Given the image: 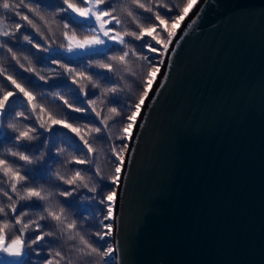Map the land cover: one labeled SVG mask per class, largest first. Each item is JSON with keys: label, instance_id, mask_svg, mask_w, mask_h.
Here are the masks:
<instances>
[{"label": "snow or ice", "instance_id": "6c2138e0", "mask_svg": "<svg viewBox=\"0 0 264 264\" xmlns=\"http://www.w3.org/2000/svg\"><path fill=\"white\" fill-rule=\"evenodd\" d=\"M197 2L58 0L53 4L43 0H0V49L8 53L22 72L36 77L32 80L10 74L0 65V77L7 81V84L0 82V146L11 145L0 151V185H3L0 186V256L6 258L3 264H29L26 258H30L28 249L40 258L37 264H84L85 261L87 264H115L113 253L116 249L100 242L113 232L112 223L105 221L114 219L117 188L126 153L129 152L128 141L133 138L141 109L165 63L164 59L153 62L154 57L148 54L164 57L169 53L177 30ZM143 13L150 15L144 16ZM194 22H190L188 27L191 28ZM25 26L46 46L34 42L30 33L22 32ZM17 34H22L23 44L30 45L37 52L48 53L37 57L40 63L52 60L76 86L71 88L64 81L50 85L67 87L72 94L71 101L59 92L50 95L42 92L41 97L60 101L70 113H78L79 116L57 115L40 102L32 89L41 87L37 81L48 84L51 77L41 75L28 56L23 57L27 65L21 63V57L7 43L11 39L15 44ZM127 38L140 43L133 45ZM61 55L65 58H60ZM72 57L75 58L67 59ZM84 60L89 61L86 66H70L73 63L83 65ZM167 76L165 72L164 79ZM137 81L136 99L130 101L127 108L122 107L118 94L126 89L134 92ZM160 87H163V82L156 89L157 93ZM16 96H22L23 100L10 102V98ZM98 102L103 106L100 110L96 107ZM17 106L22 110L16 111ZM104 108L107 109L106 114ZM5 117L8 119L6 127L12 135L3 130ZM118 117H123V120L119 121L121 126L113 139L109 122L116 121ZM81 118L86 119L83 128L78 122H72ZM56 126L73 133L80 143L66 139V147H55ZM103 136L111 142L107 159L113 167L107 178L93 143L98 139L102 142ZM68 149L73 154L61 163L60 158ZM130 158L128 155L127 159ZM52 165L58 167L53 171ZM69 165L76 167L69 168ZM61 168L67 172H61ZM81 190H86V193L81 194ZM73 197L81 201L78 216L82 219L70 214L69 210L76 207L70 199ZM92 201L102 206L99 230L91 233L95 240L85 234ZM33 212L35 217L26 219ZM10 231L13 234L9 237ZM53 241H62L64 246H52Z\"/></svg>", "mask_w": 264, "mask_h": 264}, {"label": "water", "instance_id": "95a60500", "mask_svg": "<svg viewBox=\"0 0 264 264\" xmlns=\"http://www.w3.org/2000/svg\"><path fill=\"white\" fill-rule=\"evenodd\" d=\"M170 46L117 189L115 264H264V0H200Z\"/></svg>", "mask_w": 264, "mask_h": 264}, {"label": "trees", "instance_id": "16d2710c", "mask_svg": "<svg viewBox=\"0 0 264 264\" xmlns=\"http://www.w3.org/2000/svg\"><path fill=\"white\" fill-rule=\"evenodd\" d=\"M43 2L44 3L56 4V3H58V0H43ZM110 2H111V0H110ZM117 2H119V0H117ZM165 2L166 3H172L173 0H165ZM181 2H182V0H181ZM136 11L139 12V10H136ZM160 11L163 12L164 10L161 9ZM142 15L148 16L150 14L143 13ZM169 15H171V13H169ZM126 23H129V22L126 20ZM129 26L130 27H134L133 25H130V24H129ZM22 32L30 33L33 36L34 42H37V43H39V44H41L43 46H46L45 42L43 40H41L40 37L37 36L34 32H32V30L30 28H28L27 26H25V29L22 30ZM127 39H129L130 43H132L133 45H136V44L140 43L138 41H132L130 38H127ZM0 42H2V41H0ZM7 43L9 44V46H12L13 50L21 57V63L27 65L28 62L23 60V57L24 56H28L29 59L31 60L33 66L36 68V70L38 72H40L41 75H43L45 77H51V79H49V81H48V84H44L42 81H37V83H39L41 85V87L32 89L36 93L37 97L40 98V102L45 104L46 107H48L51 111H53L57 115H61L62 113H68L71 116H79L80 114H78V113H70L67 108L63 107V105L61 104L60 101L45 100V99H43L41 97V93L42 92L47 93L49 95L52 92H59V93L63 94L65 97H68L69 100L71 101V95L72 94L69 92L67 87H50V85L59 84L62 81H64V82H67L69 87L74 88V89L76 88L75 85L71 84L70 78L67 75L64 74V70L62 68H58L57 65L52 62V60H48L46 64L45 63H40L37 60V57H44V56L48 55V53L43 52V51L37 52L36 49L31 48L30 45L23 44L22 43V34H17V42L15 44L12 43L11 39H9L7 41ZM158 46L159 45H156L157 48H158ZM53 47L55 48V45ZM111 54L112 53H109V55H111ZM148 55H150L151 57L153 56L151 54H148ZM60 58H65V57H63L61 55ZM74 58L75 57L67 58V59H74ZM99 58L100 57H96V59H99ZM159 59H162V58L161 57L160 58L159 57H155L153 62H156V60H159ZM65 62L66 61H61V63H65ZM88 63H89L88 60H84L83 61V65L73 63L70 66L71 67L81 68L83 66H86ZM137 63H139V62H137ZM0 65L5 67L10 74H19V75L24 76V77H30L32 80H36V77L32 76L30 73L22 72V70H20L18 68V66L15 64V62L11 60V57L8 55V53L5 52L2 49H0ZM42 69H43V71H41ZM91 71H97V70L96 69H92ZM128 79L131 80V78H128ZM0 82H3L4 84H7V81H3L2 77H0ZM116 82H119V81L116 80ZM85 83H87V82L85 81ZM134 89H135V91L131 92V93L126 89L125 91H123V92L118 94L119 97H120L119 103H120V105L122 107L127 108L128 103L130 101H134L136 99V94L138 93V90H139V81H137L134 84ZM76 90L78 91V89H76ZM96 92H97V95H99V91L96 90ZM0 95H2V93H0ZM15 99L23 100V97L22 96L12 97V98H10V102L12 100H15ZM82 99H83V97H82ZM96 107H97V110H100L103 106L100 105L99 102H98ZM20 110H22V109L19 106H17L16 107V111H20ZM106 113H107V109L104 108V114H106ZM124 115H127V113L125 112ZM92 119L95 120V117L93 116ZM121 120H123V117H118V118H116V121H110L109 122L110 123V127H111V131H112L113 139L118 134L119 127L121 126L119 121H121ZM72 122L73 123H77L78 122L81 125V127L83 128V125L86 122V119L85 118H81L79 121L73 120ZM7 123H8V119H7V117H5L4 120H3V124H4V129L3 130L5 132H7L9 135H12V133H10L9 130L7 129V127H6ZM96 123L98 124L99 121H96ZM54 131L57 133L56 140H55V147H66V144L64 143V141L66 139L74 140V141H76V143H80L79 139L77 137H75L73 133L69 132L65 128H61L59 126H56L54 128ZM44 135L47 136V135H49V133H44ZM115 142L117 144L120 143V141H115ZM93 143H94V146L98 150L96 155H97L98 161L100 163V166H101V168L103 170V173L105 175V178H107V176L111 173V170H112V167H113L108 162V159H107V157L110 155V152H111V149H110V146H109L111 142H109L107 140L106 136H103L102 142H101V140L98 139V140H94ZM8 147H11V145L10 144H4V145L0 146V151H3L4 149H6ZM55 147H53V149H52L53 153L55 152ZM81 147H82V145H81ZM72 154L73 153L71 152V150L68 149L64 153V155L60 158L61 163H63ZM57 167H58V165H52L53 171ZM72 167H76V166L69 165V168H72ZM61 172H67V169L61 168ZM68 174H70V173H68ZM0 186H3V185H0ZM109 187H111V186L109 185ZM85 193H86V190H81V194H85ZM87 195H91V193H87ZM70 199H72L75 202V204H76V207H73L72 209L69 210L70 214H72L73 217L82 219V217L78 216V210H79V205L81 204V201H79L76 197H73V198H70ZM101 208H102V206L97 204L95 201L91 202V216L89 217V219H88V221H87V223L85 225V227L87 229L85 234L88 235L89 238L93 239V240H95L96 238L93 237L91 235V233L93 231L99 230V219L102 218V216H101V214L99 212V210ZM34 217H35V213L33 212L26 219H32ZM105 223H110V222L105 221ZM34 234L35 233H30V235H34ZM100 243L105 244V246L111 244L112 243L111 236L110 237H106V240L103 241V242H100ZM57 244H60L61 246H64L62 241H53L52 242V246H56ZM27 251L30 254V258L26 257V258L29 259V264H37V261L40 258L36 257L35 253L32 252L31 249H28ZM46 251H47V249L45 248L44 252H46ZM42 256H43V252H42ZM97 260H98V258H97ZM84 264H87V261H85Z\"/></svg>", "mask_w": 264, "mask_h": 264}, {"label": "rangeland", "instance_id": "374dc122", "mask_svg": "<svg viewBox=\"0 0 264 264\" xmlns=\"http://www.w3.org/2000/svg\"><path fill=\"white\" fill-rule=\"evenodd\" d=\"M199 1H200V0H198L197 4L199 3ZM197 4H196V5H197ZM196 5H195V6H196ZM195 6H194V7H195ZM194 7H193V8H194ZM191 12H192V10H191ZM191 12H190V13H191ZM190 13H189V14H190ZM188 16H189V15H188ZM188 16H187V17H188ZM187 17H186V18H187ZM186 18H185V19H186ZM183 22H184V21H182L181 26L183 25ZM181 26H180V28H181ZM180 28L177 30V32H176V36H177V33L179 32ZM176 36H175V37H176ZM175 37H174V39H175ZM174 39H173V40H174ZM170 47H171V46H169V48H170ZM53 48H54V47H53ZM158 48H159V46H158ZM151 55H153L152 57H154V58L156 57L155 54H151ZM165 56H166V55H165ZM165 56H164V57H161V58L165 60ZM159 58H160V57H159ZM153 85H154V84H153ZM152 87H153V86H152ZM141 110H142V109H141ZM138 118H139V117H138ZM137 120H138V119H137ZM134 129H135V128H134ZM134 129H133V131H134ZM128 143H130V141H128ZM126 155H127V153H126ZM117 189H118V188H117ZM108 222L112 223V225H113V222H112V221H108ZM12 234H13V233L10 231V232L8 233L9 237H10ZM112 235H113V233L111 234V238H112ZM110 245L113 246L112 243H111ZM5 259H6L5 257L0 256V264H3V262L5 261Z\"/></svg>", "mask_w": 264, "mask_h": 264}]
</instances>
